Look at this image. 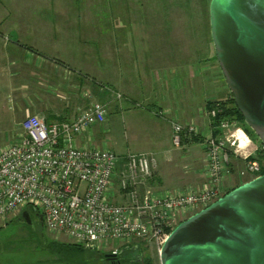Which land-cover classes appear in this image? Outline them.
Segmentation results:
<instances>
[{
  "label": "built area",
  "instance_id": "obj_1",
  "mask_svg": "<svg viewBox=\"0 0 264 264\" xmlns=\"http://www.w3.org/2000/svg\"><path fill=\"white\" fill-rule=\"evenodd\" d=\"M106 114L103 101L92 102L71 121L48 123L27 114L20 122L22 131L0 148V219L31 208L42 215L47 231L75 243L108 248L111 254L122 245L154 244L160 253L182 220L225 193L223 178L232 169V146L243 161L239 174L250 179L261 174V163L249 158L253 153L238 152V128L203 137L193 123L171 120L173 146L202 138L206 178L199 187L155 192L152 153L119 155L108 148L75 145V136L103 123ZM207 114L213 117L215 109ZM234 126L225 119L219 125L223 131Z\"/></svg>",
  "mask_w": 264,
  "mask_h": 264
},
{
  "label": "crops",
  "instance_id": "obj_2",
  "mask_svg": "<svg viewBox=\"0 0 264 264\" xmlns=\"http://www.w3.org/2000/svg\"><path fill=\"white\" fill-rule=\"evenodd\" d=\"M85 12H89L82 21L87 37L81 46L87 48L72 41L68 57L57 56V63H0V129L5 131L4 137L16 127L20 133V120L27 114H36L48 123L71 121L92 102L103 101L107 104L104 122L75 136L76 146H99L119 155L127 151L156 155L155 192L201 186L206 178L205 148L198 140L173 147L171 120L193 123L203 137L213 134L207 102L230 96L218 63H102L114 58L117 45L107 40L102 13ZM40 30L46 29L41 26ZM23 47L26 53L36 52ZM70 52L79 57L87 52L83 60L89 63L72 60ZM235 128L236 135H243L238 152L262 154L258 141L237 125L220 129L219 134ZM231 148L232 169L223 178L225 193L250 180L239 174L243 161Z\"/></svg>",
  "mask_w": 264,
  "mask_h": 264
},
{
  "label": "rangeland",
  "instance_id": "obj_3",
  "mask_svg": "<svg viewBox=\"0 0 264 264\" xmlns=\"http://www.w3.org/2000/svg\"><path fill=\"white\" fill-rule=\"evenodd\" d=\"M210 1L0 0V63H57V56L68 57V44L75 41L84 45L83 39L87 37V28L82 24L89 15L85 11L102 13L107 40L117 45L114 58L102 63H217L210 34ZM41 26L46 30L41 31ZM22 45L36 52L26 53ZM107 45L110 47L109 43ZM86 54L79 57L70 52L72 60H83ZM82 63L89 62L83 60ZM17 133L16 127L4 137L5 131L0 129V148ZM38 221L35 214L30 222L17 214L0 219V264L77 263L81 255L69 247L54 254L36 248ZM45 233L53 240L73 242L46 228ZM113 245L116 246V242ZM140 246L152 264H160L154 244ZM99 250L111 253L108 248Z\"/></svg>",
  "mask_w": 264,
  "mask_h": 264
},
{
  "label": "water",
  "instance_id": "obj_4",
  "mask_svg": "<svg viewBox=\"0 0 264 264\" xmlns=\"http://www.w3.org/2000/svg\"><path fill=\"white\" fill-rule=\"evenodd\" d=\"M217 63L244 122L264 145V0H211ZM31 221L28 208L21 211ZM42 224V215L38 214ZM160 264H264V173L182 220Z\"/></svg>",
  "mask_w": 264,
  "mask_h": 264
},
{
  "label": "trees",
  "instance_id": "obj_5",
  "mask_svg": "<svg viewBox=\"0 0 264 264\" xmlns=\"http://www.w3.org/2000/svg\"><path fill=\"white\" fill-rule=\"evenodd\" d=\"M206 108L208 111L215 109V115L213 117H210L211 126L214 128V132L212 134L213 136L219 134V125L222 120L225 119L233 121L237 126L243 129V131L249 136L251 140L258 141L259 145L261 146V152L263 154L264 145L258 140L254 132L244 122L243 116L236 107L231 93L230 96L224 100L208 101ZM191 140H198L201 142L202 138L197 136ZM230 153L232 155V151H230ZM262 154L258 153L253 155L252 157H249L250 159H257L261 163V174L264 173V164L262 163L261 159ZM28 210L31 215V218L33 214H35L37 217L38 214H40L32 210L31 208H28ZM17 216L19 218H22L21 213H18ZM36 233L37 236L34 241V245L35 243L38 244L36 248H44L47 249L50 253L54 254L55 251L59 252L60 249L63 247H69L70 249L74 250L75 253L77 252L78 255H81V259H77V263L75 264H152L151 258L148 255L146 256L142 253L140 244H137L136 247L134 245H123L116 254H104L103 251L99 249L91 248L80 243H69L53 240L52 238L46 235L43 222L42 224L39 221L37 222ZM137 257L139 259L135 260L134 258ZM36 261H39V259H37Z\"/></svg>",
  "mask_w": 264,
  "mask_h": 264
},
{
  "label": "bare ground",
  "instance_id": "obj_6",
  "mask_svg": "<svg viewBox=\"0 0 264 264\" xmlns=\"http://www.w3.org/2000/svg\"><path fill=\"white\" fill-rule=\"evenodd\" d=\"M238 137H240V140H241V144H240V147L242 148V145H243V135L241 132H238Z\"/></svg>",
  "mask_w": 264,
  "mask_h": 264
},
{
  "label": "flooded vegetation",
  "instance_id": "obj_7",
  "mask_svg": "<svg viewBox=\"0 0 264 264\" xmlns=\"http://www.w3.org/2000/svg\"><path fill=\"white\" fill-rule=\"evenodd\" d=\"M134 246L136 247L137 244H136V245L134 244ZM135 247H134V248H135ZM134 259H135V260H138L139 258L137 257V258H134ZM113 261H114V260H113ZM115 262H116V261H115ZM114 264H116V263H114Z\"/></svg>",
  "mask_w": 264,
  "mask_h": 264
}]
</instances>
